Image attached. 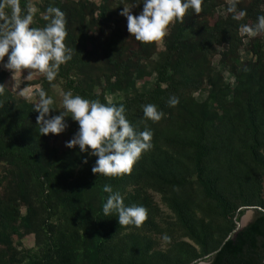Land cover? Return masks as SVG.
<instances>
[{"label":"trees","instance_id":"obj_1","mask_svg":"<svg viewBox=\"0 0 264 264\" xmlns=\"http://www.w3.org/2000/svg\"><path fill=\"white\" fill-rule=\"evenodd\" d=\"M137 2L20 0L25 12L30 3L38 9L32 27L47 23L49 6L66 16L72 59L51 83L40 73L30 82L53 97L49 115L63 110L62 91L102 103L111 95L137 132L153 136L130 175L93 174L96 156L55 142L70 140L78 123L69 116L62 133L41 134L38 95L16 97L0 68V264H264V33L239 32L264 14V0H239L242 20L229 0H203L200 14L189 9L149 44L120 15L131 6L138 15ZM173 96L179 103L170 107ZM146 104L164 117L145 118ZM105 184L126 206L148 210L141 227L120 226L116 212L104 216ZM247 208L251 220L232 237Z\"/></svg>","mask_w":264,"mask_h":264},{"label":"clouds","instance_id":"obj_2","mask_svg":"<svg viewBox=\"0 0 264 264\" xmlns=\"http://www.w3.org/2000/svg\"><path fill=\"white\" fill-rule=\"evenodd\" d=\"M141 2L138 0L137 5ZM239 0H229L228 11L233 19L242 20L246 10H236ZM203 0H143L142 11L133 15L131 7H124L120 15L127 19V31L136 41L144 44L162 42L168 35L169 25L176 21L184 22L189 9L200 14L203 11ZM10 10V14L9 11ZM38 9L33 4L27 6L25 12L20 0H0V62L12 73V77L22 76L27 70L26 79H31L33 72L43 74L47 81H54L60 66L72 59V50L65 44L67 37V20L65 13L58 7L49 6L43 14L47 22L43 27H32ZM241 35L255 37L264 33V14L257 17L254 26L243 24L239 28ZM22 80L15 81L18 89ZM25 99H30L20 90ZM5 92V84H0V95ZM39 100L33 109L39 114L36 123L39 132L60 134L67 128L66 117H71L79 125L78 131L65 142V146H79L81 152H89L97 157L91 171L108 177L130 175L134 164L142 153L152 148L153 133L149 129L137 132L126 118L123 103H115L108 99L102 103L99 99L90 100L71 90L62 91V108L58 115H49L54 108V99L41 87L35 90ZM179 103L177 97H170L168 104L175 107ZM145 118L158 122L164 113L155 104L143 105ZM87 163V158L83 160ZM108 195L103 205L104 216L118 214L120 226L141 227L148 218V210L143 205L126 206L119 192H113L112 186H103ZM165 243L171 242L166 233L162 236ZM193 264H197L196 261Z\"/></svg>","mask_w":264,"mask_h":264},{"label":"rangeland","instance_id":"obj_3","mask_svg":"<svg viewBox=\"0 0 264 264\" xmlns=\"http://www.w3.org/2000/svg\"><path fill=\"white\" fill-rule=\"evenodd\" d=\"M243 36H247V35H243ZM247 37H245L244 39V44L247 43ZM242 57L244 58V56L246 55V53L242 50V53H241ZM7 61V57H5L4 59V62H0V68L3 69L7 76H6V79H5V84H6V87L11 90V92L16 96V97H19V98H24L23 95H21L20 93V89L23 88V92L28 96L30 97V99H27V100H33L34 99V94H35V90L38 88V85H33L31 84L30 82H32L33 80H36L37 77L39 76V73L38 72H33V75H32V78L31 79H26L24 76H27L28 72L27 70H25L23 73H22V76H19V77H12V73L11 71L5 69L3 67V63H5ZM215 63H217V58L215 59ZM224 74H226L227 76V73L224 72ZM16 80H22L21 84L19 85V88L16 89L15 88V81ZM198 96V94H197ZM108 98L109 99H113V96L111 95H108ZM59 146H63L65 144V139L63 137H60V138H57V140L55 141ZM156 199L158 200V197L156 196ZM253 211V210H252ZM245 213V212H244ZM244 213L241 215L243 216ZM239 224V222L237 223ZM23 245L25 247H31L33 245V236L32 235H29V236H26L23 240Z\"/></svg>","mask_w":264,"mask_h":264},{"label":"water","instance_id":"obj_4","mask_svg":"<svg viewBox=\"0 0 264 264\" xmlns=\"http://www.w3.org/2000/svg\"><path fill=\"white\" fill-rule=\"evenodd\" d=\"M253 209L251 208H247L244 215L240 217L239 219V224H237V227L236 229L232 232V237L235 235V233L242 229L243 227H245L249 221L251 220L253 214H254V211H252ZM197 264H209V261H206V260H199L197 261Z\"/></svg>","mask_w":264,"mask_h":264}]
</instances>
